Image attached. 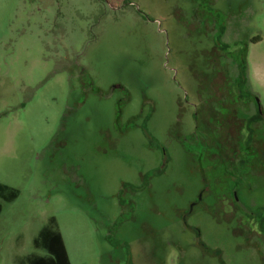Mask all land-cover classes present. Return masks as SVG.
<instances>
[{"label": "rangeland", "instance_id": "374dc122", "mask_svg": "<svg viewBox=\"0 0 264 264\" xmlns=\"http://www.w3.org/2000/svg\"><path fill=\"white\" fill-rule=\"evenodd\" d=\"M245 44L264 112V0H0V264L52 217L70 264H264L210 195L184 221L212 178L171 141L228 124Z\"/></svg>", "mask_w": 264, "mask_h": 264}, {"label": "flooded vegetation", "instance_id": "af4514ba", "mask_svg": "<svg viewBox=\"0 0 264 264\" xmlns=\"http://www.w3.org/2000/svg\"><path fill=\"white\" fill-rule=\"evenodd\" d=\"M222 29L225 30L226 27ZM256 39L249 40V44L258 43ZM240 51L241 54L247 51L246 63L242 69L239 64L233 65L236 66V77L228 124L218 126L209 120L210 117L204 118V126H199L197 122L191 130H182L183 126H180L175 135L177 138L171 141L178 143L189 155H194L192 149L197 151L200 163L204 159L208 164L212 178V181L208 182V177L202 170L204 185L197 199L183 214L184 221L187 216L193 214L194 207L202 204L203 195H210L213 199L211 208L216 210L212 212L214 220L227 226L234 223V233L255 240L248 248L264 262V197L263 202L257 204L250 200L251 191L264 194V112L250 87L248 44ZM240 60L239 62L243 61L242 57ZM247 98L249 100L246 101ZM150 140L152 143V139ZM252 181L253 186L245 187L246 183ZM131 189L133 192L143 188ZM243 198L249 201L245 202ZM204 207L205 210H210L209 205L204 204ZM219 213H222L221 220L214 216ZM198 245L206 248L201 241H198ZM214 255L223 262L221 252L217 250Z\"/></svg>", "mask_w": 264, "mask_h": 264}, {"label": "trees", "instance_id": "16d2710c", "mask_svg": "<svg viewBox=\"0 0 264 264\" xmlns=\"http://www.w3.org/2000/svg\"><path fill=\"white\" fill-rule=\"evenodd\" d=\"M258 41L260 40L257 38L256 42ZM246 53L247 51H244L240 55L243 59L242 62H239L240 69L245 67ZM18 196L19 191L17 189L0 183L1 202L11 203ZM1 212L2 204L0 203V214ZM32 245L35 251L25 256L22 260L25 264H70L62 235L53 217L40 229L37 236L33 239Z\"/></svg>", "mask_w": 264, "mask_h": 264}]
</instances>
